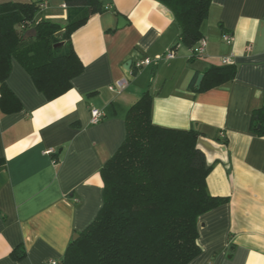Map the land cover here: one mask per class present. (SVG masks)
I'll use <instances>...</instances> for the list:
<instances>
[{"label":"crops","instance_id":"crops-1","mask_svg":"<svg viewBox=\"0 0 264 264\" xmlns=\"http://www.w3.org/2000/svg\"><path fill=\"white\" fill-rule=\"evenodd\" d=\"M41 2L47 8L38 19L66 25L65 0ZM108 4L72 35L85 68L66 94L49 101L13 62L7 85L20 108L0 107V264L63 260L103 206L101 169L125 141L127 112L146 91L154 124L194 129L217 149L225 146L224 162L217 149L208 153L207 186L229 203L199 218L201 254L190 264H264V136L254 128L255 111L264 108V0H213L202 26L205 53L179 44L172 59L165 56L180 28L168 7L157 0ZM146 58L155 63L137 69ZM225 59L237 67L234 80L201 91L207 69ZM122 80V92L110 89ZM93 110L104 114L97 124ZM23 249L25 258H13Z\"/></svg>","mask_w":264,"mask_h":264},{"label":"trees","instance_id":"trees-1","mask_svg":"<svg viewBox=\"0 0 264 264\" xmlns=\"http://www.w3.org/2000/svg\"><path fill=\"white\" fill-rule=\"evenodd\" d=\"M42 0L0 5V107L20 108L7 80L13 62L29 73L49 101L71 90L84 71L73 33L92 15L110 10L108 0H65L67 23L38 19ZM173 13L180 28L176 50L194 51L204 38L202 26L213 0H157ZM35 29L37 35L25 39ZM237 67L212 66L200 90L234 80ZM153 96L146 91L128 110L126 138L101 169L104 203L94 221L72 241L59 264H190L201 254L199 218L224 204L212 196L207 177L212 169L198 148L201 133L165 128L153 122ZM254 128L264 136V108L255 111ZM2 164V161H0ZM22 260L25 250L13 251Z\"/></svg>","mask_w":264,"mask_h":264},{"label":"built area","instance_id":"built-area-1","mask_svg":"<svg viewBox=\"0 0 264 264\" xmlns=\"http://www.w3.org/2000/svg\"><path fill=\"white\" fill-rule=\"evenodd\" d=\"M47 8V4L44 2V3H41V9L44 10ZM225 39L228 43H232L233 42V36L231 35H225ZM206 51V40L203 38L200 43L198 44V46L196 47L195 51H194V54L196 56H201L205 53ZM175 57V54H174V51H170L166 56H165V59H172ZM229 59H225L224 60V64H229ZM155 63V61H152L151 59H143V60H140L136 63V68L137 69H142L144 66L146 65H151ZM128 84V81L127 80H122L120 82L117 83V85H112L110 86V89L115 91V92H122L123 88L125 86H127ZM104 117V114L101 112V111H98V110H93L92 111V120L91 122L93 124H97L101 121V119ZM50 264H58L56 261H51Z\"/></svg>","mask_w":264,"mask_h":264},{"label":"water","instance_id":"water-1","mask_svg":"<svg viewBox=\"0 0 264 264\" xmlns=\"http://www.w3.org/2000/svg\"><path fill=\"white\" fill-rule=\"evenodd\" d=\"M124 22H126V19H125V17L124 16H120L119 17V27H121L122 25H123V23ZM37 35V32H36V30L35 29H32V30H29L26 34H25V39H27V38H33V37H35ZM128 66H129V68H130V66H131V62L129 61V63H128ZM203 78H204V74H200L199 76H198V79H197V81H196V86L197 87H200V85H201V82H202V80H203ZM198 148L205 154V156H206V159H207V162H208V164L209 165H211L210 164V162H209V159H208V153L209 152H214V151H216V147H214V145H212L209 141H207V140H205L202 136L199 138V140H198ZM225 146H222V147H220L219 149H217L219 152V155L220 156H222V157H220L219 159H221L223 162L225 161L224 159H225ZM212 166V165H211ZM229 166L227 165V168H228ZM79 234H77V235H75V240L76 239H78L79 238Z\"/></svg>","mask_w":264,"mask_h":264}]
</instances>
